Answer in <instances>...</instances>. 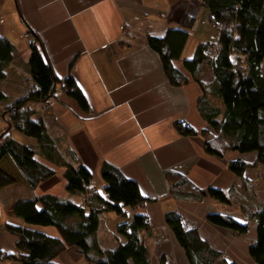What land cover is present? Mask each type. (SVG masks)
I'll return each instance as SVG.
<instances>
[{
    "label": "crops",
    "instance_id": "crops-1",
    "mask_svg": "<svg viewBox=\"0 0 264 264\" xmlns=\"http://www.w3.org/2000/svg\"><path fill=\"white\" fill-rule=\"evenodd\" d=\"M186 24L190 26L189 37L181 60L174 62V66L188 82L174 87L164 74L159 55L148 46L147 38H161L170 30L185 31ZM27 33L40 40L61 82L69 77L74 79L90 108L89 112H83L74 100L61 95L49 102L46 112L41 104H30L34 119L43 121L62 154L70 152L75 157L74 167L81 165L90 171V189L104 196L100 169L108 164L135 182L142 197L149 201L142 209L128 211L125 219L114 213L105 214L98 232L101 249L114 251L123 242L117 238V226L138 212L152 224L151 233L143 236L150 264H189L165 221L166 214L177 213L188 228L196 229L200 239L229 264H254L248 253L256 239L253 223H249L248 234L236 237L225 228L211 225L207 218L224 214L247 224L245 215L254 212L256 205L264 206V167L256 164L255 154L227 153L222 159L209 156L200 135L184 137L176 129V124H182L197 134L209 132L197 105L200 86L182 68V60L191 59L198 46L215 45L218 41L219 34L210 26L208 12L200 2L0 0V38L14 47L3 82L7 87L11 85L13 101L25 97L29 91L26 81L30 79L28 63L32 47L27 44ZM212 80L210 71L205 70L202 81ZM213 103L221 107L218 102ZM1 117L0 130L5 123ZM20 142L33 143L27 139ZM237 160L249 166L243 176L251 190L246 199L240 192L243 182L228 170L229 163ZM10 168L7 172L17 182L0 190L6 193L5 201L0 199V255L12 258L0 257V264H19L15 259L19 255L17 240L4 228L12 221L10 214L17 202L44 195L79 202L77 196L66 190L63 167H53L55 176L34 192ZM167 173L186 178L204 194L209 189L218 190L228 197L229 204H220L208 196L201 202L177 200L165 180ZM33 229L59 237L54 228ZM54 263L87 264L74 247L62 252Z\"/></svg>",
    "mask_w": 264,
    "mask_h": 264
},
{
    "label": "trees",
    "instance_id": "trees-1",
    "mask_svg": "<svg viewBox=\"0 0 264 264\" xmlns=\"http://www.w3.org/2000/svg\"><path fill=\"white\" fill-rule=\"evenodd\" d=\"M198 1L208 16H213L221 25L212 28L219 34L215 44L218 57L205 56L204 51L211 44H201L191 59L182 60V68L200 86L201 96L197 105L209 132L197 134L182 124H176V129L184 137L200 135L209 156L222 159L227 153L255 154L256 164L264 167V73L261 71L264 62V0ZM185 29L170 30L161 38H147L148 46L159 55L164 74L174 87L188 82V78L174 66V62L181 60L189 37V24ZM33 36L28 63L30 79L26 81L28 94L7 104V97L1 92L0 109L8 126L5 131H16L34 142H20L10 137V133L0 141V163L4 159L9 160L31 192L55 176L53 167H63L66 190L70 195L77 196L79 200L80 195L94 191L97 194L77 203L50 195L17 202L10 214L13 221L4 226L5 231L17 240L19 255L16 261L19 264H55L57 256L74 247L87 264H150L143 236L151 233L152 225L145 215L138 212L117 226V238H122L123 242L114 251L102 250L98 242L101 218L105 214L114 213L125 219L128 211H137L149 203L142 197L137 184L126 179L114 167L103 164L100 176L104 183V196H100L97 190L89 188L92 183L90 171L81 165L74 167L77 164L75 157L70 152L62 154L43 121L34 119L35 112L30 104L49 106L51 100L61 95L74 100L83 112H89L90 108L73 78L63 82L57 78L40 40ZM13 50L8 40L0 38V83L7 79L6 68L13 60ZM205 70L212 74L210 83L202 81ZM213 102H218L221 107ZM248 168L241 160L228 165V170L243 182L240 192L244 193L245 199L251 193L243 177ZM165 180L177 200L201 202L208 196L220 204H229L228 197L222 192L209 189L204 194L180 175L167 173ZM16 182V177L0 167V190ZM239 203L241 205L242 202ZM248 216L247 224L224 214L210 215L207 221L231 231L236 237L248 234L249 223H253L256 239L249 247V257L254 264H264V206L256 205L255 211ZM165 221L189 264H229L200 239L196 229L188 228L179 214L168 213ZM32 227H53L59 237L48 236Z\"/></svg>",
    "mask_w": 264,
    "mask_h": 264
},
{
    "label": "rangeland",
    "instance_id": "rangeland-1",
    "mask_svg": "<svg viewBox=\"0 0 264 264\" xmlns=\"http://www.w3.org/2000/svg\"><path fill=\"white\" fill-rule=\"evenodd\" d=\"M29 34V33H28ZM29 36H30V34H29ZM31 37V36H30ZM31 39V41H32V38H30ZM27 40V39H26ZM27 44H28V40H27ZM33 44V43H32ZM29 45V44H28ZM29 46H31V45H29ZM261 71H262V73H264V62H263V64H262V66H261ZM0 92H2V93H4L5 95H6V97H7V104H10V103H12L13 102V92H12V87H11V85H9L8 84V87H7V85H6V83H0ZM1 108V107H0ZM49 108V107H48ZM46 111H48V109L46 110ZM45 111V112H46ZM0 113H2V112H0ZM0 118H2L1 117V115H0ZM3 121V120H2ZM2 128H1V130H0V134L2 133V132H4L5 130H6V128L8 127L7 126V123L5 122V123H3L2 124ZM5 129V130H4ZM8 131V130H7ZM9 132V134H10V137L12 136L14 139H17L18 141H21V140H23V141H25L26 139L27 140H29L28 138H25V137H23L20 133H18V132H16V131H12V132H10V131H8ZM31 140V139H30ZM32 142H34L33 140H31ZM9 162V163H8ZM0 166H2L5 170H12L11 168H10V166H11V162L9 161V160H6L5 161V159L3 160V162L1 163V165ZM100 178H101V176H100ZM101 181H102V179H101ZM102 183H103V181H102ZM104 184V183H103ZM262 190H264V187H262ZM6 193L4 192V191H0V199L2 200V202L3 201H5V197H6V195H5ZM10 196H12V195H10ZM3 197V198H2ZM79 200H80V198H79ZM246 216H248V215H245V218H246ZM249 217V216H248ZM249 218H247V220H248ZM13 221V220H12ZM150 224H151V222H150ZM152 225V224H151ZM34 227H32V229H33ZM39 228H43V229H49V230H51V229H53V227H39ZM36 229H38V228H36ZM55 229V228H54ZM56 230V229H55ZM0 257H1V259H8L7 258V256H5V255H0Z\"/></svg>",
    "mask_w": 264,
    "mask_h": 264
},
{
    "label": "built area",
    "instance_id": "built-area-1",
    "mask_svg": "<svg viewBox=\"0 0 264 264\" xmlns=\"http://www.w3.org/2000/svg\"><path fill=\"white\" fill-rule=\"evenodd\" d=\"M208 20L211 23L212 28H214V29L219 28L221 26L220 23L213 16H208ZM25 38L28 40V44L32 45L33 42L31 41V39H30L31 37L28 34L25 35ZM204 54L208 58H213V59L217 58L218 57L217 45H211L209 48H207L204 51ZM41 109H42V111H45L48 109V106L45 104H42ZM95 194H97V192L94 191L93 193L91 192V193H88L86 195H80L79 198L81 201H86L88 199V196L95 195Z\"/></svg>",
    "mask_w": 264,
    "mask_h": 264
},
{
    "label": "water",
    "instance_id": "water-1",
    "mask_svg": "<svg viewBox=\"0 0 264 264\" xmlns=\"http://www.w3.org/2000/svg\"><path fill=\"white\" fill-rule=\"evenodd\" d=\"M7 136H9V132L8 131H4L0 134V141L5 139Z\"/></svg>",
    "mask_w": 264,
    "mask_h": 264
},
{
    "label": "bare ground",
    "instance_id": "bare-ground-1",
    "mask_svg": "<svg viewBox=\"0 0 264 264\" xmlns=\"http://www.w3.org/2000/svg\"><path fill=\"white\" fill-rule=\"evenodd\" d=\"M205 55V54H204ZM206 56V55H205Z\"/></svg>",
    "mask_w": 264,
    "mask_h": 264
}]
</instances>
